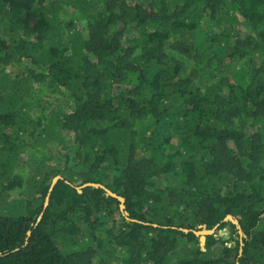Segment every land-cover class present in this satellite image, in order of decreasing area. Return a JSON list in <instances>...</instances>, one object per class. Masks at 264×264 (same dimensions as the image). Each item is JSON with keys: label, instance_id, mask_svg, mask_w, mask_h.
Listing matches in <instances>:
<instances>
[{"label": "trees", "instance_id": "trees-1", "mask_svg": "<svg viewBox=\"0 0 264 264\" xmlns=\"http://www.w3.org/2000/svg\"><path fill=\"white\" fill-rule=\"evenodd\" d=\"M0 264H264V0H0Z\"/></svg>", "mask_w": 264, "mask_h": 264}, {"label": "water", "instance_id": "water-1", "mask_svg": "<svg viewBox=\"0 0 264 264\" xmlns=\"http://www.w3.org/2000/svg\"><path fill=\"white\" fill-rule=\"evenodd\" d=\"M59 179H60V177H57V178L55 179V181H54V185H55V183H56ZM86 186H88V185H86ZM86 186H84V187H86ZM93 186H97V185L93 184ZM101 187H102L103 189H105V190L107 191V193H108L110 196H113V197L119 199L122 203L125 202L124 198H121V197L115 195L114 193H112L111 191H109L108 189H106V188L103 187V186H101ZM80 189H81V188H80ZM80 189H79V190H80ZM48 201H49V198L47 199L46 204H48ZM122 209H124V206H123V205H122ZM227 220L232 221V222L238 227V229L240 230V234H243V232H242V230H241V227H240V225H239V223H238L237 221H235L231 216H229V217L227 218ZM213 233H214V231H203V232H201V239H200V241L202 242V244H205V242H206V236H207V235H211V234H213ZM225 233H226L225 230H222V231L220 232L221 235H225ZM196 234H198V233H196ZM225 239H229V237H228V236H225Z\"/></svg>", "mask_w": 264, "mask_h": 264}, {"label": "clouds", "instance_id": "clouds-1", "mask_svg": "<svg viewBox=\"0 0 264 264\" xmlns=\"http://www.w3.org/2000/svg\"><path fill=\"white\" fill-rule=\"evenodd\" d=\"M233 218V217H232ZM235 221H237L236 219H234ZM238 222V221H237ZM239 223V222H238ZM241 227V226H240ZM238 228V227H237ZM225 231L227 230V228L226 229H224ZM211 231H214V233L213 234H215V232L217 231V232H219V236H222L224 239H225V236L224 235H221L220 234V232L222 231V230H218V227H216L214 230H211ZM201 232H203V231H200V232H196V233H198L197 235H200L201 236ZM239 233H240V230H239ZM217 234V233H216ZM218 235V234H217ZM208 236V235H207ZM218 237V236H217ZM229 237V239H230V236H228ZM240 237H243V234H240ZM229 239H226V240H229Z\"/></svg>", "mask_w": 264, "mask_h": 264}, {"label": "rangeland", "instance_id": "rangeland-1", "mask_svg": "<svg viewBox=\"0 0 264 264\" xmlns=\"http://www.w3.org/2000/svg\"><path fill=\"white\" fill-rule=\"evenodd\" d=\"M218 235H217V234ZM215 234H216V236H219V232H215ZM224 236H230V231H229V229L227 228V230H226V233H225V235ZM229 246H235V243H231V244H229Z\"/></svg>", "mask_w": 264, "mask_h": 264}]
</instances>
